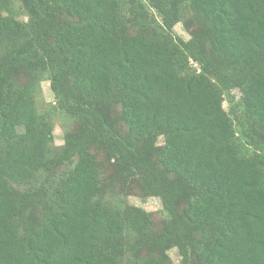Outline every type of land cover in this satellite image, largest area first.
Here are the masks:
<instances>
[{
    "label": "trees",
    "instance_id": "obj_1",
    "mask_svg": "<svg viewBox=\"0 0 264 264\" xmlns=\"http://www.w3.org/2000/svg\"><path fill=\"white\" fill-rule=\"evenodd\" d=\"M52 111L74 122L58 146ZM136 183L158 222L108 197ZM172 249L264 264V0H0V264Z\"/></svg>",
    "mask_w": 264,
    "mask_h": 264
},
{
    "label": "rangeland",
    "instance_id": "obj_2",
    "mask_svg": "<svg viewBox=\"0 0 264 264\" xmlns=\"http://www.w3.org/2000/svg\"><path fill=\"white\" fill-rule=\"evenodd\" d=\"M190 11L188 8L185 7V9L182 10L181 13V20L179 23H177L173 29V34L175 36L181 37L184 40H188L189 38V31L194 30L196 28L195 23L191 20L189 17ZM21 19L26 20V17L24 15L21 16ZM42 87V101L43 105L46 109H52L51 104H53V95L49 87V83L47 81H43L41 83ZM235 95L238 97V94L235 92ZM227 107V104L225 103V108ZM53 112V124H54V139H55V145H62L63 144V123L66 126L73 127L74 122L70 120V123H68L67 119H65L63 116L59 115L55 111ZM107 193L108 197L110 199H117V198H123L125 199V202L141 207L145 209L148 213L151 214L152 219L155 222H158L159 219L164 217V212L162 211V207L160 204V201L157 198H144L142 197V193L139 188V184H133L129 191H126L125 193L121 189L119 185L115 184H109L107 187ZM169 255L172 258L173 264H179L180 257L178 256V253L175 249H172L169 251Z\"/></svg>",
    "mask_w": 264,
    "mask_h": 264
}]
</instances>
